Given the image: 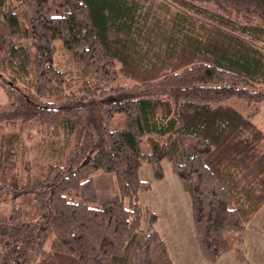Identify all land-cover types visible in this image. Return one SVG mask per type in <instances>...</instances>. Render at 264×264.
I'll return each instance as SVG.
<instances>
[{
    "label": "trees",
    "instance_id": "1",
    "mask_svg": "<svg viewBox=\"0 0 264 264\" xmlns=\"http://www.w3.org/2000/svg\"><path fill=\"white\" fill-rule=\"evenodd\" d=\"M1 1L0 264H175L139 199L144 164L181 181L205 261L246 264L247 227L264 235V131L225 102L264 101V0H165L163 19L147 0H64L62 16L50 0ZM56 39L82 67L76 85L52 62ZM31 123L35 150L15 131ZM97 171L117 186L102 203Z\"/></svg>",
    "mask_w": 264,
    "mask_h": 264
},
{
    "label": "rangeland",
    "instance_id": "2",
    "mask_svg": "<svg viewBox=\"0 0 264 264\" xmlns=\"http://www.w3.org/2000/svg\"><path fill=\"white\" fill-rule=\"evenodd\" d=\"M169 2V1H168ZM165 0H147L145 5L147 8L151 7V18L163 19L168 12H171L176 8V5L167 4ZM149 3L152 5L150 6ZM12 4L17 6V2L12 0ZM167 5V6H165ZM168 7V8H165ZM165 9V10H164ZM0 12L4 10L2 8V1L0 0ZM66 12L64 0H50V13L56 16H62ZM234 14V13H233ZM168 16V14H167ZM252 21L255 20L254 16H248ZM242 21V15L237 16ZM52 62L56 68L64 72L67 78L70 79L72 85H76L81 80L82 67L77 64L71 52L67 50L62 41L56 39L53 44ZM264 50V44H262ZM124 85L129 84L128 79L121 77L119 79ZM1 83H7L6 77L0 78ZM2 85V84H1ZM0 85V105L8 103L7 95ZM259 89L264 92V85L258 86ZM95 102V101H94ZM228 105H231L237 109L242 115L249 117L255 122L259 128L264 131V101L257 103H245L243 100L230 99L226 101ZM95 106V105H94ZM122 116L115 117L112 128H119L122 123ZM15 131L22 133V139L26 142L27 149L30 146L32 150L36 149V144L40 141L45 133L36 124H18L15 127ZM25 146V147H26ZM169 167L168 162H164V168L167 170ZM168 173V171H167ZM166 182L156 180L153 176L152 168L149 164H144L140 168L139 176L150 183L151 189L148 192L142 193L140 201L143 204H149L151 208L157 213L159 217V226L163 227L167 236L169 245L173 252L178 255L182 264H242L234 260L231 254L223 255L215 263H209L202 258L199 251L195 229L192 222L191 211L188 204V197L183 189L181 181L177 176L171 172L168 173ZM94 187L97 193V202L102 203L106 199L117 194V186L115 183V177L111 172L97 171L93 174ZM174 189L177 194L175 200L170 196L168 189ZM20 206L23 210V218L32 220L37 216V205L34 202L33 194H29L24 198H19ZM145 204V205H146ZM180 207L181 211H177ZM9 210V204L6 201L0 202V218L4 217ZM260 218L264 221V207L259 212ZM174 220L176 227L173 228L166 225L168 221ZM259 223V220L257 221ZM244 241L248 248V262L246 264H264V235L254 231L251 226H248L243 234ZM189 247V248H187ZM196 247V248H195ZM180 264V263H179Z\"/></svg>",
    "mask_w": 264,
    "mask_h": 264
},
{
    "label": "crops",
    "instance_id": "3",
    "mask_svg": "<svg viewBox=\"0 0 264 264\" xmlns=\"http://www.w3.org/2000/svg\"><path fill=\"white\" fill-rule=\"evenodd\" d=\"M139 174H140V170H139ZM168 173L165 175V177L161 180V182H166V179L168 178ZM140 177V176H139ZM141 178V177H140ZM142 179V178H141ZM142 180H144V179H142ZM146 181V180H145ZM175 190L174 189H172V188H170V189H168V192H170V196L169 197H172V198H174L175 200L177 199V194L174 192ZM141 195L142 194H140V196H139V198L141 199ZM188 200V199H187ZM146 204V203H145ZM189 204V203H188ZM146 205H148L150 208H151V206L149 205V204H146ZM190 208V207H189ZM152 209V208H151ZM153 210V209H152ZM154 211V210H153ZM177 211H181L180 210V207H178V209H177ZM155 212V211H154ZM156 213V212H155ZM157 214V213H156ZM158 216V215H157ZM166 225H169V226H171V227H173V228H175L176 227V224H175V222H174V220L172 219V221L170 222V221H168L167 223H166ZM157 227H158V229H159V231H160V233L162 234V236H163V238L165 239V242H166V246H167V249H168V252L170 253V255L172 256V258H173V260H174V262H175V264H182L181 263V260H180V258H178V255L177 254H175V252H173V250H172V248H171V246L169 245V242H168V239H167V236H166V234H165V230L163 229V227L162 228H160V226H159V217H158V225H157ZM187 248H189V247H187ZM196 248V247H195ZM248 249V248H247Z\"/></svg>",
    "mask_w": 264,
    "mask_h": 264
}]
</instances>
